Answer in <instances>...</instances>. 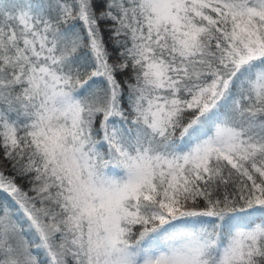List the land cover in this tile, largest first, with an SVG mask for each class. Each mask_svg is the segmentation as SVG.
<instances>
[{
  "label": "snow or ice",
  "instance_id": "snow-or-ice-1",
  "mask_svg": "<svg viewBox=\"0 0 264 264\" xmlns=\"http://www.w3.org/2000/svg\"><path fill=\"white\" fill-rule=\"evenodd\" d=\"M0 264H264V0H0Z\"/></svg>",
  "mask_w": 264,
  "mask_h": 264
}]
</instances>
